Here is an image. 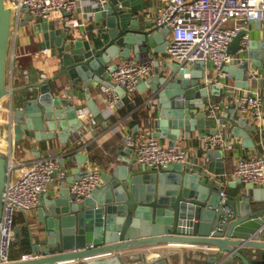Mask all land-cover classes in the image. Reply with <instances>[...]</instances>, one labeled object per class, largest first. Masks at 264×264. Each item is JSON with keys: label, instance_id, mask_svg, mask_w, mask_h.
I'll list each match as a JSON object with an SVG mask.
<instances>
[{"label": "water", "instance_id": "1", "mask_svg": "<svg viewBox=\"0 0 264 264\" xmlns=\"http://www.w3.org/2000/svg\"><path fill=\"white\" fill-rule=\"evenodd\" d=\"M5 1L0 0V103L8 99L9 119L16 141L22 138L48 141L55 137L56 129L62 131L63 140L76 135L84 125L78 118V110L88 107L92 116L99 114L89 87L112 85L110 73L115 64L111 61L115 57L130 60L133 50L134 58L140 60V55L165 51L158 41L167 36V28L124 12L119 6L122 0H105L89 7L95 22L102 23L95 24V32L88 37L75 35L64 26L57 32L49 29L48 23L37 24V32H43L44 42L48 44L45 48L57 55L60 68L52 77L42 75L39 80L31 81L26 76L24 85L13 86L7 83L6 77L13 15ZM24 11L27 12V8ZM32 20L27 15L17 27L27 26ZM251 24L260 31L259 21ZM245 33L241 30L233 38L228 49L230 53L238 50ZM163 63L168 68L167 74L159 75L156 70V74L141 78L139 82L141 91L146 87L144 81L148 82L157 100L153 136L160 141L168 138V147H175L178 137L189 139L194 130H198L199 138L215 134L217 123L215 118L206 117L205 107L213 96L224 99L231 92L215 82L209 85L202 82L206 66L203 61L185 70H177L170 62ZM223 71L231 75L238 88L256 84L255 77L264 74V38L250 33L243 61L223 66ZM258 81L264 88V78ZM78 85L83 92L78 93ZM114 90L120 97L117 105L130 103L134 106L125 88L115 86ZM194 91L200 97L195 109L201 111L196 114L191 112L190 103ZM75 98L84 100V104L76 102ZM230 111L233 119L235 111ZM92 121L95 122L93 118ZM237 121L239 125L245 124L246 131L235 127L233 133L243 138L244 147H254L247 119L243 117ZM218 124L225 129L227 121L219 119ZM130 153L128 147L122 152L128 157ZM207 154L223 155L219 149ZM191 155L190 162H172L160 170L151 166L138 167L125 160V165L115 166L112 174H102L90 197L81 202L75 201L67 186L60 188L56 197L38 207L40 226L28 229L30 247L39 256L5 264L67 261H77V264H171L165 248L152 261L147 260L146 254L151 246L172 244L194 245V250L210 254L206 264H264V189L246 184L236 196L222 199L218 187L207 181L203 170L205 161H195V154ZM85 159V155H81L79 164ZM9 168L10 157L0 150V214ZM80 171L81 165L73 170L78 175L68 178L67 183L88 173ZM18 230L14 228L15 233ZM243 249H248L250 255L242 252ZM107 254L113 259H91Z\"/></svg>", "mask_w": 264, "mask_h": 264}, {"label": "built area", "instance_id": "2", "mask_svg": "<svg viewBox=\"0 0 264 264\" xmlns=\"http://www.w3.org/2000/svg\"><path fill=\"white\" fill-rule=\"evenodd\" d=\"M105 0H7L12 10V23L17 26L22 19L21 14L27 8V15L34 20L48 21L53 13H60V21L64 27L74 31L84 25L76 14L85 6L95 7ZM154 24L168 29L166 54L169 62L175 64L177 70L193 67L203 61L206 66L202 82L209 85L213 82L225 89H233L231 98L236 110L247 119L251 126L252 136L256 139V148L234 160L231 180H240L244 189L246 184L252 188L264 189V96L262 91L250 83L247 87L238 88L223 66L239 64L243 61L250 39L252 21L264 23V0H160ZM91 12V11H90ZM247 33L240 39L235 53L228 51L233 38L241 31ZM213 73V79L209 78ZM153 74V64L148 58L142 60L119 61L110 73L112 85L105 86V101L113 109L120 99L115 86L125 88L128 96L138 90L141 78ZM264 78L256 76L255 79ZM262 87V86H261ZM157 100L149 98L147 105L154 109ZM219 103L209 99L206 105V117L216 118ZM87 111H77L81 119ZM80 143L82 135L77 136ZM126 147L131 149L134 163L151 166L156 170L166 167L172 162H190L188 150L185 148L166 147L153 134L143 138H135L129 134L125 137ZM201 147L205 150L219 149L223 155L234 147L230 131L218 129L215 134L201 137ZM61 159L56 155L38 158L21 167L16 178L8 176L2 193V210L0 214V264L11 262L10 247L14 240V216L16 211L27 212L38 207L41 197L52 182L66 183L67 172L61 166ZM10 169V168H9ZM71 183H67L69 193L77 202L90 197L100 180L96 169ZM219 195L225 199L227 195L220 190ZM33 251L21 254L19 260L26 261L37 258Z\"/></svg>", "mask_w": 264, "mask_h": 264}, {"label": "crops", "instance_id": "3", "mask_svg": "<svg viewBox=\"0 0 264 264\" xmlns=\"http://www.w3.org/2000/svg\"><path fill=\"white\" fill-rule=\"evenodd\" d=\"M161 4L160 0H122L119 4L124 12H130L133 16H138L141 21L155 22V17L158 13V5ZM123 5V6H122ZM27 13L21 14L22 18H25ZM60 13H53L48 21L32 20L27 26L17 27L15 23H12L10 28V38L8 40V53L10 57V64H7V83L13 86H22L25 84L26 76L30 77L31 81H37L42 75L46 77H52L58 72L60 65L56 54H52L50 48H45L48 44L44 42L43 32H37L35 26L37 24L48 23L49 29H54L57 32L63 30V24L60 21ZM78 20L84 25L76 27L75 35L88 37L92 32H95V24L101 25L102 21L95 22L93 12L89 11V6H85L76 14ZM253 24H250L249 31L258 35V38H264V23L261 24L260 31H256ZM166 37H161L158 41V45L164 46V52L149 53L140 55L139 59H150L153 64V74L159 75L167 74L168 68H165L164 61L169 62V58L166 54V46L164 45ZM135 52L130 51V60L135 59ZM122 61L119 57H115L111 63ZM156 63V65H155ZM12 73V74H11ZM151 75V76H152ZM213 73L209 72L208 77L213 79ZM229 84L233 86L234 81H229ZM146 86L143 91L139 89L135 95L129 96L130 100L134 103L131 106L130 103H120L113 109L105 101V86L100 85L95 89L89 87L91 98L96 99V106L99 109L97 116H92L88 107H84L87 111L81 120L84 125L79 129L76 135H70L61 138L60 129L55 130V137L51 140L38 142L33 138H22L19 141L14 139L13 125L10 122L9 114L10 107L8 105V99L5 98L0 103V133L3 142L2 150L5 151L10 157V169L8 176L10 178H16L21 171V167L24 164H28L38 158L47 155H56L61 161V166L67 172L66 183L54 181L50 184L48 191L42 195L38 207L45 205L46 201L57 196L60 188L67 185V179L70 177H76L78 173L73 172L81 165V171H87L89 169H96L102 174H112L115 166H124L125 160H130V163H134L131 153L128 157L123 155L126 145L125 137L129 134L135 136V138H143L146 134H153L155 131V108L151 109L147 105L149 98L156 99L155 94L148 88V82L144 81ZM258 87L264 96V88L261 87L260 81L256 80L254 85ZM78 93L83 92V88L80 85L76 87ZM230 89V88H229ZM233 89H230V90ZM225 90V89H224ZM225 90V91H226ZM234 92V91H230ZM229 93V92H228ZM232 93L226 95L224 99L221 96H213L212 101L219 103L218 117L215 118L216 128L223 129L222 125L218 124V120H226L227 124L225 129L230 131V135L233 138L234 147L228 152H225L224 156L218 157L217 155L210 154L209 151L201 147V138L198 137V130L190 132V138L184 139L178 137L176 140V148H185L188 150L189 157L191 153L195 154V161L204 160L203 170L206 174L207 181L213 182L219 190H223L227 196H236L242 192L243 184L237 180L232 181L231 172L233 170L234 160L240 155H246L252 152L256 148V139L252 136L251 131L249 135L254 142V147H244L243 138L236 136L233 133L235 127H239L241 130H245V124L239 125L235 120L243 118V116L236 110L235 103L231 98ZM76 102L84 104V100L75 98ZM120 100V99H119ZM118 100V102H119ZM200 101V97L197 92H192L190 97V103L192 105L191 112L201 111V109H195L197 103ZM206 109V107H205ZM230 109H234L235 114L232 119ZM92 118L95 122L92 121ZM238 122V121H237ZM248 124V121L247 123ZM246 131V130H245ZM82 135L84 141L82 143L77 140V136ZM160 141V139L158 138ZM65 141V142H64ZM164 146L168 147V138H164L160 141ZM85 155V161L79 164V157ZM138 167L142 165L136 164ZM37 208L22 212L16 211L14 216V228L18 227V232H14V240L12 241L9 258L11 262L18 261L21 254L25 252H31L28 232L29 228L35 229L38 224L37 220ZM186 246V247H184ZM194 245H167L163 247L161 245H155L149 247L146 258L148 261L155 260L162 254V248H165V253H169L171 264H206L208 253H200L193 249ZM181 249V250H180ZM185 249V250H183ZM242 252L250 255L248 249H243ZM159 254V255H158ZM96 260H112L113 256L107 254L105 256H95ZM89 259V260H91ZM57 264H77V261H67ZM101 264V263H100ZM110 264H115L110 262Z\"/></svg>", "mask_w": 264, "mask_h": 264}, {"label": "rangeland", "instance_id": "4", "mask_svg": "<svg viewBox=\"0 0 264 264\" xmlns=\"http://www.w3.org/2000/svg\"><path fill=\"white\" fill-rule=\"evenodd\" d=\"M6 3H7V6H9V3L7 2V0H6ZM9 64H10V62H9ZM1 135H2V134L0 133V137H1ZM1 138H2V137H1ZM1 138H0V150H2V147H1V146H2L1 144H2V143H1V142H3Z\"/></svg>", "mask_w": 264, "mask_h": 264}, {"label": "bare ground", "instance_id": "5", "mask_svg": "<svg viewBox=\"0 0 264 264\" xmlns=\"http://www.w3.org/2000/svg\"><path fill=\"white\" fill-rule=\"evenodd\" d=\"M5 5L7 6V3L5 1ZM8 49V48H7ZM7 61L10 62V57H9V53H8V50H7Z\"/></svg>", "mask_w": 264, "mask_h": 264}]
</instances>
